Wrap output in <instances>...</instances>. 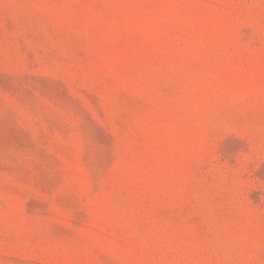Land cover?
Returning a JSON list of instances; mask_svg holds the SVG:
<instances>
[{
	"label": "rangeland",
	"instance_id": "1",
	"mask_svg": "<svg viewBox=\"0 0 264 264\" xmlns=\"http://www.w3.org/2000/svg\"><path fill=\"white\" fill-rule=\"evenodd\" d=\"M0 264H264V0H0Z\"/></svg>",
	"mask_w": 264,
	"mask_h": 264
}]
</instances>
